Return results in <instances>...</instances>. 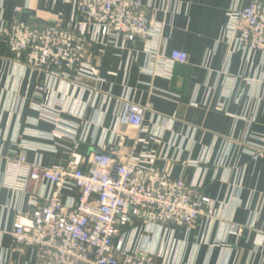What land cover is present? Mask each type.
<instances>
[{"label": "crops", "instance_id": "1", "mask_svg": "<svg viewBox=\"0 0 264 264\" xmlns=\"http://www.w3.org/2000/svg\"><path fill=\"white\" fill-rule=\"evenodd\" d=\"M144 3L157 9L154 36L93 46L98 82L32 69L0 34V264H35V251L12 233L19 212L51 190L8 187L9 159L24 154L29 163L62 167L76 143L83 161L93 152L153 155L156 168L199 183L200 195L223 207L219 219L191 229L137 219L136 235L147 237L158 264H264V152L253 154L264 146V53L235 47L229 15L250 0ZM73 18L74 0H0V29L16 21L66 26ZM175 50L188 62L172 63ZM39 85L47 89L39 93ZM126 102L147 109L143 129L119 123ZM76 195L65 191L63 201ZM232 224L245 226L242 233H231Z\"/></svg>", "mask_w": 264, "mask_h": 264}, {"label": "built area", "instance_id": "2", "mask_svg": "<svg viewBox=\"0 0 264 264\" xmlns=\"http://www.w3.org/2000/svg\"><path fill=\"white\" fill-rule=\"evenodd\" d=\"M77 18L66 26L16 21L1 28L9 50L35 70L60 71L67 81L83 84L100 81L101 57L93 46L106 47L120 38L127 42L150 40L155 31L157 9L144 0H74ZM235 47L264 53V0L250 3L230 14ZM172 63L185 64L188 54L175 50ZM39 93L47 88L37 87ZM49 111V110H44ZM147 109L126 102L118 116L121 125L143 129ZM47 117L57 121L54 113ZM61 139V133H55ZM78 143L70 149L62 167L29 163L24 154L9 159L6 185L26 192L47 183L50 193L40 203L30 201V209L19 212L12 233L16 244L35 251V264H158L139 235L137 219L167 228L191 229L200 221L217 220L222 206L200 195L201 185L174 177L169 169L154 166V156L113 158L93 152L86 160L78 153ZM264 152V146L253 153ZM65 191H77L69 203ZM256 214L246 225L253 227ZM245 227V226H244ZM243 226L230 225L241 234Z\"/></svg>", "mask_w": 264, "mask_h": 264}, {"label": "rangeland", "instance_id": "3", "mask_svg": "<svg viewBox=\"0 0 264 264\" xmlns=\"http://www.w3.org/2000/svg\"><path fill=\"white\" fill-rule=\"evenodd\" d=\"M217 207H220V206H217ZM221 215H222V211H221V213H220V216H219V218L221 217ZM219 218H218V219H219ZM232 225H233V224H232ZM245 226H246V225H245Z\"/></svg>", "mask_w": 264, "mask_h": 264}]
</instances>
